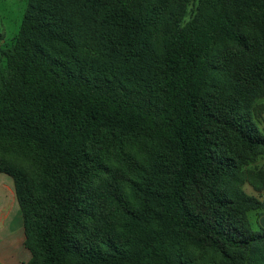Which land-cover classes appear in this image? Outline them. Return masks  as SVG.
I'll return each mask as SVG.
<instances>
[{
    "label": "trees",
    "instance_id": "trees-1",
    "mask_svg": "<svg viewBox=\"0 0 264 264\" xmlns=\"http://www.w3.org/2000/svg\"><path fill=\"white\" fill-rule=\"evenodd\" d=\"M0 57L23 264H264V0H27Z\"/></svg>",
    "mask_w": 264,
    "mask_h": 264
},
{
    "label": "rangeland",
    "instance_id": "rangeland-1",
    "mask_svg": "<svg viewBox=\"0 0 264 264\" xmlns=\"http://www.w3.org/2000/svg\"><path fill=\"white\" fill-rule=\"evenodd\" d=\"M26 1L27 0H0V47L10 45L13 42L23 16ZM156 41L157 39L155 38L154 47L157 46ZM94 47H96V45H94ZM2 65L3 62L0 57V66ZM254 104H256L257 109H259L255 115V120L264 134V96L256 98ZM244 161L245 164L242 165V168L245 175V182L242 183L241 188L247 194L254 195L261 199L264 193V189L261 188L264 183V151L253 155V158L245 156ZM248 215L253 227L257 228L260 225L263 226L255 211H250Z\"/></svg>",
    "mask_w": 264,
    "mask_h": 264
},
{
    "label": "crops",
    "instance_id": "crops-1",
    "mask_svg": "<svg viewBox=\"0 0 264 264\" xmlns=\"http://www.w3.org/2000/svg\"><path fill=\"white\" fill-rule=\"evenodd\" d=\"M264 226V215L259 218ZM23 220L12 178L0 172V264H23L30 258L24 245Z\"/></svg>",
    "mask_w": 264,
    "mask_h": 264
}]
</instances>
